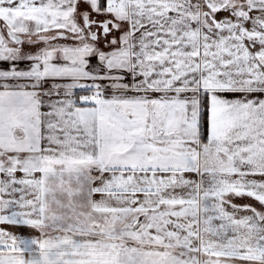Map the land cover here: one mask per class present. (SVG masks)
Masks as SVG:
<instances>
[{"label": "snow or ice", "instance_id": "obj_1", "mask_svg": "<svg viewBox=\"0 0 264 264\" xmlns=\"http://www.w3.org/2000/svg\"><path fill=\"white\" fill-rule=\"evenodd\" d=\"M0 264H264V0H0Z\"/></svg>", "mask_w": 264, "mask_h": 264}]
</instances>
